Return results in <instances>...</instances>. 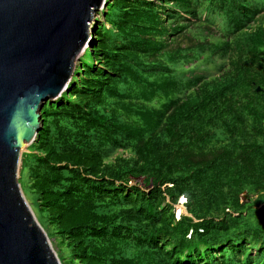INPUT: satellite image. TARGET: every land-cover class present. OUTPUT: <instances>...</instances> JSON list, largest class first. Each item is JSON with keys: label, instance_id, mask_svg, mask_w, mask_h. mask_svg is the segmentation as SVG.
I'll return each mask as SVG.
<instances>
[{"label": "trees", "instance_id": "16d2710c", "mask_svg": "<svg viewBox=\"0 0 264 264\" xmlns=\"http://www.w3.org/2000/svg\"><path fill=\"white\" fill-rule=\"evenodd\" d=\"M100 12L20 173L62 264H264V0Z\"/></svg>", "mask_w": 264, "mask_h": 264}, {"label": "water", "instance_id": "95a60500", "mask_svg": "<svg viewBox=\"0 0 264 264\" xmlns=\"http://www.w3.org/2000/svg\"><path fill=\"white\" fill-rule=\"evenodd\" d=\"M106 5L0 0V264H60L22 193V153L41 130L45 103L66 91Z\"/></svg>", "mask_w": 264, "mask_h": 264}, {"label": "rangeland", "instance_id": "374dc122", "mask_svg": "<svg viewBox=\"0 0 264 264\" xmlns=\"http://www.w3.org/2000/svg\"><path fill=\"white\" fill-rule=\"evenodd\" d=\"M107 6V5H106ZM106 8V7H105ZM97 17H98V20H97ZM96 22H97V25L95 26V28L98 30V32H97V30H95L94 32H92L91 34H92V36H91V39L93 38H95L94 37V33L97 35L96 36V38H104L105 40H107V39H109V36H108V34H107V31L110 29L109 28V25H106L105 24V20L103 21V14L101 13V12H99L97 15H96ZM107 29V31H105V29ZM86 49H88V51L90 52L91 50H92V48H91V46H90V43L88 44V46H87V48ZM80 61L78 60L77 61V63L76 64H78V66H80L81 64H83L82 62H85L86 64H88V65H92L93 64V58H92V56H88V55H86V53H85V51H84V53L80 56ZM82 66H84V65H82ZM79 73H80V75L78 74V77H77V80L75 81V88L74 89H76V88H78L79 87V85H78V83H79V81H80V79L82 78V72H81V70L79 71ZM79 80V81H78ZM73 90V89H72ZM69 92H71V91H69ZM67 99L70 101V99L69 98H63L61 101H60V104H63V105H65V104H67ZM57 99H54V100H52V103L51 104H53L55 101H56ZM50 101H47L45 104H47V103H49ZM52 106V105H51ZM43 109V108H42ZM41 112H42V110H41ZM41 112H40V121H41V119H42V117H41ZM42 125H43V123L41 122V127H42ZM41 131V130H40ZM40 131H39V133L38 134H40ZM38 134H37V136H38ZM36 136V138H35V141L37 140V137ZM34 141V142H35ZM33 142V143H34ZM32 143V144H33ZM32 144L30 145V146H28L27 148H26V151H24L23 153H22V164H23V159L25 158V157H27V156H29V154H31V153H34V151H33V149H32ZM21 171H22V168H21ZM21 173V172H20ZM21 182V183H20ZM19 184H20V187H21V189H23V191H24V193H25V195H26V197H25V195H24V193H23V191H22V193H23V195H24V197H25V199H26V201H27V203L29 204V206H30V208H31V210H32V212L33 213H35L36 214V216L37 217H39V213H38V209H37V205H36V203L35 202H33V195L31 196L30 194H29V192H28V190H26V188H25V184H24V181L23 180H21L20 181V178H19ZM129 185L130 186H135V184H134V182H130L129 183ZM141 187V186H140ZM164 190V189H163ZM167 202H168V199H167ZM186 204L187 203H185V201L183 200V199H180L179 200V203L178 204H176V205H174L173 206V209H174V214H175V220H178V218L180 217V216H186V217H190V215H188L187 214V209H186ZM179 205V206H178ZM178 207H180L181 209H178ZM183 207V208H182ZM261 207V206H260ZM259 207V208H260ZM34 214V215H35ZM35 216V217H36ZM37 219V218H36ZM256 220H257V223L260 225V226H263L264 227V212H262L261 214H259L257 217H256ZM44 230V229H43ZM45 231V233L47 234V231L46 230H44ZM49 238V237H48ZM57 240H59V241H57ZM55 239V238H49V241H50V244H51V246H52V249L54 250V252L56 253V255H57V257H58V259H59V261L63 258V257H67V255L65 254V252H64V247L62 246V243H61V240L60 239ZM61 254V255H58V254ZM65 261H67V260H65ZM60 264H62V260L60 261Z\"/></svg>", "mask_w": 264, "mask_h": 264}, {"label": "bare ground", "instance_id": "6f19581e", "mask_svg": "<svg viewBox=\"0 0 264 264\" xmlns=\"http://www.w3.org/2000/svg\"><path fill=\"white\" fill-rule=\"evenodd\" d=\"M179 206V205H178ZM183 208V207H182ZM178 209H181L180 207H178Z\"/></svg>", "mask_w": 264, "mask_h": 264}, {"label": "clouds", "instance_id": "9594fccd", "mask_svg": "<svg viewBox=\"0 0 264 264\" xmlns=\"http://www.w3.org/2000/svg\"><path fill=\"white\" fill-rule=\"evenodd\" d=\"M183 199V198H182ZM183 200H185V199H183ZM185 202H186V200H185Z\"/></svg>", "mask_w": 264, "mask_h": 264}, {"label": "built area", "instance_id": "2783aa9c", "mask_svg": "<svg viewBox=\"0 0 264 264\" xmlns=\"http://www.w3.org/2000/svg\"><path fill=\"white\" fill-rule=\"evenodd\" d=\"M185 201V200H184Z\"/></svg>", "mask_w": 264, "mask_h": 264}]
</instances>
